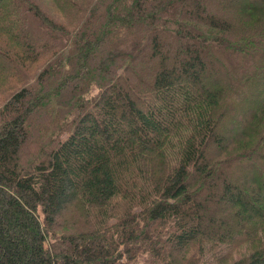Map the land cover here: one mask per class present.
Masks as SVG:
<instances>
[{
	"label": "trees",
	"instance_id": "1",
	"mask_svg": "<svg viewBox=\"0 0 264 264\" xmlns=\"http://www.w3.org/2000/svg\"><path fill=\"white\" fill-rule=\"evenodd\" d=\"M0 264H264V0H0Z\"/></svg>",
	"mask_w": 264,
	"mask_h": 264
},
{
	"label": "rangeland",
	"instance_id": "2",
	"mask_svg": "<svg viewBox=\"0 0 264 264\" xmlns=\"http://www.w3.org/2000/svg\"><path fill=\"white\" fill-rule=\"evenodd\" d=\"M46 10L48 11V13L49 14H51V15H53V17L56 19L57 18V15L56 14H54V11L52 10L53 8L50 6V4L49 3H47V5H46ZM260 90H262V88L260 89ZM255 92V91H254ZM253 92V93H254ZM242 117L241 116H239V118H238V122H237V124H236V126H238V129H239V133H242V131L244 130L243 129V126H242ZM239 123V124H238ZM236 129V128H235ZM234 129V130H235Z\"/></svg>",
	"mask_w": 264,
	"mask_h": 264
}]
</instances>
